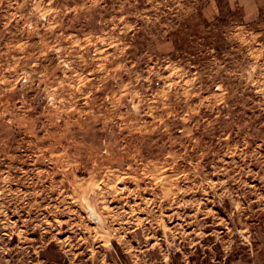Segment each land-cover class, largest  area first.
I'll use <instances>...</instances> for the list:
<instances>
[{"label": "rangeland", "instance_id": "rangeland-1", "mask_svg": "<svg viewBox=\"0 0 264 264\" xmlns=\"http://www.w3.org/2000/svg\"><path fill=\"white\" fill-rule=\"evenodd\" d=\"M0 0V264H264V6Z\"/></svg>", "mask_w": 264, "mask_h": 264}, {"label": "crops", "instance_id": "crops-1", "mask_svg": "<svg viewBox=\"0 0 264 264\" xmlns=\"http://www.w3.org/2000/svg\"><path fill=\"white\" fill-rule=\"evenodd\" d=\"M244 3H247V2H244ZM247 5H248V7H252L254 9L258 10L259 8L264 6V0H253V3L248 2Z\"/></svg>", "mask_w": 264, "mask_h": 264}]
</instances>
